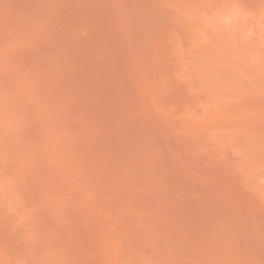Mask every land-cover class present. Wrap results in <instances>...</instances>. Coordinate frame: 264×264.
<instances>
[{
    "label": "rangeland",
    "instance_id": "374dc122",
    "mask_svg": "<svg viewBox=\"0 0 264 264\" xmlns=\"http://www.w3.org/2000/svg\"><path fill=\"white\" fill-rule=\"evenodd\" d=\"M0 264H264V0H0Z\"/></svg>",
    "mask_w": 264,
    "mask_h": 264
}]
</instances>
